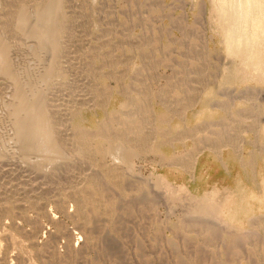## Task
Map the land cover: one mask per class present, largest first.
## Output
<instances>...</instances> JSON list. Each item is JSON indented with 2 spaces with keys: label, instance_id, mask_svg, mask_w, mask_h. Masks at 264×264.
Here are the masks:
<instances>
[{
  "label": "rangeland",
  "instance_id": "rangeland-1",
  "mask_svg": "<svg viewBox=\"0 0 264 264\" xmlns=\"http://www.w3.org/2000/svg\"><path fill=\"white\" fill-rule=\"evenodd\" d=\"M34 1L0 0V144L20 166L0 161V264H264V0L248 22L233 0ZM24 118L58 151L22 147Z\"/></svg>",
  "mask_w": 264,
  "mask_h": 264
},
{
  "label": "bare ground",
  "instance_id": "bare-ground-1",
  "mask_svg": "<svg viewBox=\"0 0 264 264\" xmlns=\"http://www.w3.org/2000/svg\"><path fill=\"white\" fill-rule=\"evenodd\" d=\"M35 1H37V0H35ZM35 1H34V2H35ZM219 1H220V0H219ZM231 1H232V0H231ZM257 1H258V0H257ZM257 1H256V2H257ZM260 1H261V2H260ZM260 1H259V2L262 3L263 0H260ZM32 2H33V1H32ZM48 2H49V0H48ZM54 2H55V0H54ZM56 2H57L56 4H59L58 1H56ZM51 3H52V2H51ZM51 3H48V4L45 3V4H42V5L39 6V7H38L39 4L37 3L35 6L38 7V9H37L36 7H34V8H36V10H37V11H35L36 14H37V16L39 15L40 18H42V17L44 16V17H46L45 19L49 18L48 15H49V12H52V6H53V5H51ZM219 3H221V1H220ZM223 3H224V2H223ZM226 3H227V2H226ZM226 3H225V4H222V3H221V8H222L223 5L225 6ZM263 3H264V1H263ZM29 4H30V3H29ZM29 4H28V5H29ZM34 4H35V3H34ZM40 4H41V1H40ZM233 4H234V7H235L234 10H236L237 14H236V16H235L234 14H232V16L237 17L239 21H240V20L244 21V20H247V19L250 18V17L248 16V14H247V13H248V10H249L248 7H249V5L251 4V3L249 2V0H233ZM24 5H25V4H24ZM227 5H228V4H227ZM227 5H226V7H227ZM256 5H257V4H256ZM256 5H253V6H256ZM258 5H260L259 7H262L261 5H264V4H258ZM20 6H21V8H22V5H20ZM25 6H26V5H25ZM30 6H31V5H30ZM219 6H220V5H219ZM219 6H218V7H219ZM230 6H231V3H230ZM23 7H24V6H23ZM53 7H54V6H53ZM59 7H60V5H59ZM226 7H224V8H226ZM251 7H252V6H251ZM27 8H28V6H27ZM27 8H25V9L27 10ZM29 8H30V7H29ZM228 8H229V7H228ZM22 9H23V11H24V8H22ZM22 9H21V11H22ZM30 9H31V8H30ZM55 9L58 10L57 6H56ZM69 9H70V8H69ZM219 9H220V8H219ZM229 9H230V8H229ZM252 9H254V7H253ZM220 10H221V9H220ZM230 10H231V9H230ZM70 11H71V10H70ZM262 11H263V10H262ZM27 12H29V9L27 10ZM30 12H31V11H30ZM35 12H33V13H35ZM55 12H56V10H55ZM57 12H58V11H57ZM224 12H225V11H224ZM230 12H231V11H230ZM249 12H250V10H249ZM251 12H252V10H251ZM253 12H254V11H253ZM253 12H252V14H254ZM258 12H259V10H258ZM260 12H261V11H260ZM18 13H19V12H18ZM24 13H25V12H24ZM52 13H53V12H52ZM226 13H227V12H225V14H226ZM231 13H232V12H231ZM231 13H228V14L231 15ZM255 13H256V12H255ZM28 14H30V13H28ZM209 14H210V13H209ZM228 14H226V15H228ZM263 14H264V13H263ZM263 14L260 15V14L258 13V15H260V16H263ZM22 15H23V12H22ZM230 15H229V19H230V17H231ZM249 15H250V14H249ZM254 15H255V14H254ZM254 15H253V16H254ZM256 15H257V13H256ZM258 15H257V16H258ZM14 16H15V15H14ZM41 16H42V17H41ZM51 16H52V14H51ZM253 16H252L251 18H253ZM257 16H256V17H257ZM227 17H228V16H226V19H227ZM258 17H259V16H258ZM16 18H17V17H16ZM32 18H33V17H32ZM34 18H35V17H34ZM54 18H55V17H54ZM56 18H57V17H56ZM56 18H55V19H56ZM223 18H224V17H223ZM237 18H236V19H237ZM260 18H261V17H260ZM260 18H257V19L260 20ZM232 19H233V18L231 17L230 20H232ZM234 19H235V18H234ZM15 20H16V19H15ZM18 20H19V19H18ZM32 20H33V19H32ZM38 20H39V19H38ZM47 20H48V19H47ZM238 20H237V21H238ZM253 20H255V17H254ZM261 20H262V19H261ZM263 20H264V19H263ZM19 21H20V20H19ZM41 21H42V20H41ZM52 21H53V18H52ZM54 21H55V20H54ZM54 21H53V22H54ZM249 21L251 22L252 19L249 20ZM56 22H57V20H56ZM226 22H227V21H226ZM247 22H248V20H247ZM247 22H246V23L244 22V26H245V24H247ZM253 22H254V21H252V23H253ZM17 23H18V22H17ZM24 23H26V21H25ZM31 23H32V22H30V23L28 22V23H27L28 25H30V29H29L28 32L31 33V34H33V35L35 36V38H37V41L39 42L38 44H39L40 46H43V47L45 46V48H46V47H47V48H50L51 45L53 46L54 43H53V44L50 43V41L53 40L52 37H50L51 35H50V34L48 35V33H46L45 35L42 34V33L40 32V30H38V29L35 27V24H36V23H35V22H33V24H31ZM39 23H40V22H39ZM45 23H46V22H45ZM50 23H51V22H50ZM76 23H78V22H76ZM229 23L232 24V22H230V21H229ZM242 23H243V22H242ZM259 23H260V21H259ZM263 23H264V22H263ZM21 24H22V23H21ZM41 24H42V23H41ZM41 24H39L40 27H41ZM43 24H44V23H43ZM78 24H79V23H78ZM248 24H249V23H248ZM254 24H255V23H254ZM254 24H253V25H254ZM51 25H53V24H51ZM51 25H50V26H51ZM55 25H56V24H55ZM74 25L76 26V24H74ZM241 25H242V24H241ZM253 25H252V26H253ZM13 26H14V25H13ZM22 26H23V25H22ZM53 26H54V25H53ZM227 26H228V25H227ZM261 26H262V25H261ZM0 27H1V26H0ZM17 27H18V26H17ZM20 27H21V26H20ZM37 27L39 28L38 24H37ZM63 27H64V26H63ZM76 27H77V26H76ZM78 27H79V26H78ZM234 27H235V26H234ZM240 27H241V26H240ZM257 27H258V26H257ZM257 27H255V28H256L255 30H257ZM25 28H26V27H25ZM50 28L53 29V27H50ZM50 28H49V29H50ZM232 28H233V27H232ZM245 28H248V26H245ZM251 28H252V29H249V30H251V31L253 32V28H254V27H251ZM4 29H5V28H4ZM54 29H55V27H54ZM54 29H53V30H54ZM64 29H65V27H64ZM77 29H78V28H77ZM229 29H230V28H229ZM233 29H234V28H233ZM239 29H240V28H239ZM259 29H261V28H259ZM0 30H1V29H0ZM2 30H3V29H2ZM14 30H15V29H14ZM45 30H46V29H45ZM78 30H79V29H78ZM235 30H236V29H235ZM246 30H247V29H246ZM246 30H245V31H246ZM249 30H248V31H249ZM50 31H51V30H50ZM54 31H55V33L57 32L56 30H54ZM54 31H52V33H54ZM226 31H227V30H226ZM231 31H232V30H231ZM245 31H244V32H245ZM20 32H21V31H20ZM26 32H27V31H26ZM48 32H49V31H48ZM58 32H59V31H58ZM233 32H234V30H233ZM244 32H242V33L240 34V35H242V36H241L242 38H243ZM249 32H250V31H249ZM249 32H248V33H249ZM261 32H262V31H261ZM0 33H1V32H0ZM2 33H3V32H2ZM43 33H44V32H43ZM49 33H50V32H49ZM236 33H237V32H236ZM236 33H235V34H236ZM248 33H247V34H248ZM255 33H256V32H255ZM258 33H259V32H258ZM262 33L264 34V32H262ZM262 33H261V34H262ZM5 34H6V33H5ZM68 34H70V33H68ZM71 34H72V33H71ZM71 34H70V35H71ZM252 34L254 35V33H252ZM0 35L2 36V34H0ZM3 35H4V34H3ZM55 35H56V34H55ZM72 35H75V34H72ZM250 35H251V32H250ZM53 36H54V34H53ZM225 36H227V35H225ZM254 36H255V35H254ZM258 36H260L259 40L263 37L262 35H258ZM261 36H262V37H261ZM3 37H4V36H2V38H3ZM7 37H8V36H7ZM9 37H10V36H9ZM54 37H55V36H54ZM54 37H53V38H54ZM70 37H72V36H70ZM230 37H231V36H230ZM235 37H236V36H235ZM244 37H247V38L249 39V37H248L247 35L244 36ZM0 38H1V37H0ZM250 38H251V36H250ZM253 38H254V37H253ZM256 38H258V37H256ZM56 39H57V37H56ZM56 39H55V40H56ZM59 39H60V38H59ZM59 39H58V40H59ZM70 39H71V38H70ZM229 39H230V38H229ZM7 40H9V39H7ZM55 40H54V42H56ZM252 40H253V39H252ZM254 40H255V39H254ZM5 41H6V40H5ZM48 41H49V44H48ZM57 42H58V41H57ZM59 42H60V41H59ZM3 43H4V42H3ZM9 43H10V42H9ZM14 43H15V42H14ZM229 43H230V42H229ZM255 43H256V41H255ZM258 43H260V42H258ZM10 44H11V43H10ZM18 44H19V43H18ZM56 44H58V43H56ZM56 44H55V47H56ZM241 44H242V43H241ZM244 44H246V43H244ZM244 44H242V45H244ZM49 45H50V47H49ZM60 45H61V42H60V44L57 45V49H58V46H59V47L62 46V45H61V46H60ZM229 45H230V44H229ZM242 45H241V46H242ZM249 45H250V44H249ZM253 45H254V44H253ZM3 46H4V45H3ZM239 46H240V45H239ZM15 47H16V46H15ZM20 47H21V46H20ZM53 47H54V46H53ZM0 48H2V47H0ZM3 48H4V47H3ZM253 48H254V46H253ZM52 49H53V48H52ZM52 49H50L51 52L53 51ZM55 49H56V48H55ZM59 49H60V48H59ZM10 50H11V47H10ZM233 50H234V52H235V49H233ZM240 50H241V49H240ZM3 51H4V49H3ZM247 51H248V50H247ZM247 51H246V52H247ZM0 52H1V49H0ZM11 52H12V51H11ZM54 52H55V51H54ZM74 52L76 53V51H74ZM74 52L69 53V56H71ZM77 52L80 53L79 51H77ZM240 52H241V51H240ZM8 53H9V52H8ZM55 53H56V52H55ZM75 53H74V54H75ZM3 54H4V53H3ZM5 54H6V51H5ZM51 54H52V53H51ZM70 54H71V55H70ZM76 54H77V53H76ZM76 54H75V55H76ZM240 54H242V53H240ZM243 54H244V53H243ZM53 55H54V54H53ZM53 55H52V56H53ZM80 55H81V54H80ZM80 55H79V57H78V55H77L78 59L80 58ZM5 56H6V55H5ZM8 56L11 57V55H8ZM8 56H7V57H8ZM52 56H51V57H52ZM69 56H68V57H69ZM72 56H73V55H72ZM257 56H258V55H257ZM2 57H3V55H2ZM68 57H67V58H68ZM73 57H74V56H73ZM73 57H72V58H73ZM75 57H76V56H75ZM75 57H74V58H75ZM77 57L74 59V61L77 60ZM69 58H70V57H69ZM69 58H68V59H69ZM5 59H6V58H5ZM70 59H71V58H70ZM70 59L67 60V61H71V62H72L73 59H72V60H70ZM0 60H3V59H0ZM11 60H12V59H11ZM53 60H54V59H53ZM65 60H66V59H65ZM8 61H9V60H8ZM81 61H82V60H81ZM12 62H13V61H12ZM71 62H70V63H71ZM76 62H77V61H76ZM76 62H74V63H76ZM78 62H79V60H78ZM9 63H10V62H9ZM72 63H73V62H72ZM80 63H81V62H80ZM73 65H74V64H72V66H73ZM81 65L83 66L84 63L82 62ZM11 66H13V65H11ZM77 66H79V64H78ZM0 67H3V65L1 64V61H0ZM70 67H71V66H70ZM79 67H81V66H79ZM13 68H14V67H13ZM51 68H52V67H51ZM259 68H260V67H259ZM8 69H9V67H8ZM18 69H20V68H18ZM16 73H17V71H16ZM263 74H264V73H263ZM6 75H7V74H6ZM18 76H19V75H18ZM18 76H17V74H16V77H18ZM45 76H47V75H45ZM14 77H15V76H14ZM0 78H1V77H0ZM45 78H46V77H45ZM45 78H44V79H45ZM18 79H19V78H18ZM19 81H20V80H19ZM19 81H18V82H19ZM51 81H52V80H51ZM15 83H16V82H15ZM21 83H23V82H21ZM58 83H59V82H58ZM63 84H64V83H63ZM4 85H5V84H4ZM45 85H46V83H45ZM21 86H22V85H21ZM17 87H18V85H17ZM19 87H20V85H19ZM22 87H23V86H22ZM47 87H48V86H47ZM70 87H71V86H70ZM8 88H9V87H8ZM33 89H34V87H33ZM60 89H61V88H60ZM73 90H74V89H73ZM88 90H89V89H88ZM10 91H11V89H10ZM43 91H44V89H43ZM48 91H49V90H48ZM50 91H51V90H50ZM52 91H53V90H52ZM66 91H68V90H66ZM3 92H4V91H3ZM26 92H27V91H26ZM45 92H46V91H45ZM32 93H33V92H32ZM34 93H35V91H34ZM34 93H33V94H34ZM38 93H39V92H38ZM15 94H16V93H15ZM25 94H26V93H25ZM25 94H23V95H25ZM27 94H28V93H27ZM41 94L43 95L44 92L41 93ZM74 94H75V93H74ZM42 95H41V97H42V101H43V97H46V96H44V95L42 96ZM46 95H47V94H46ZM1 96H2V95H1ZM27 96H28V95H27ZM31 96H32V95H31ZM34 96H35V95H34ZM86 96H87V95H86ZM94 96H95V95H94ZM36 97H37V96H36ZM39 97H40V96H39ZM39 97H37V98H39ZM51 97H52V96H51ZM129 97H130V96H129ZM28 98H29V97H28ZM37 98H36V99H37ZM46 98H47V97H46ZM46 98H44L45 101H47ZM83 98H84V97H83ZM83 98H82V100H84ZM88 98H89V97H88ZM5 99H6V98H5ZM20 99H21V98H20ZM30 99H31V97H30ZM30 99H28V100H30ZM32 99H33V98H32ZM40 99H41V98H40ZM40 99H38V103L35 104L36 107L31 108L32 110H36V111H37V113H34V115H35L36 117H39V118H40V117L42 116V114H43V113H42V106H41V105H42V101H41ZM73 99H74V98H73ZM9 100H10V99H9ZM25 100H26V99H25ZM25 100H24V102H25ZM92 100H93V99H92ZM12 101H13V100H12ZM30 101H31V100H30ZM71 101H72V99H71ZM77 101H78V99H77ZM84 101H85V100H84ZM84 101H83V102H84ZM33 102H34V101H33ZM72 102H73V101H72ZM80 102H81V101H80ZM80 102H79L78 105H82V104H80ZM89 102H91V100H90ZM128 102H129V101H128ZM73 103H74V102H73ZM81 103H82V102H81ZM43 104L45 105L44 101H43ZM48 104H49V103H48ZM48 104H47V102H46V106H47ZM51 104H52V103H51ZM75 104H76V106H77V102H76V100H75ZM83 104H84V103H83ZM66 105H67V104H66ZM73 105H74V104H72V106H73ZM87 105H88V104H87ZM131 105H133V104H131ZM63 106H64V105H63ZM68 106H69V104H68ZM72 106H71V107H72ZM85 106H86V105H85ZM91 106H92V105H91ZM128 106H129V105H128ZM43 107H44V106H43ZM61 107H62V106H61ZM73 107H74V106H73ZM80 107H81V106H80ZM130 107H131V106H130ZM58 108H60V107H58ZM77 108H78V107H77ZM131 108H134V106H132ZM44 109H45V108H44ZM56 109H57V108H56ZM62 109H63V108H62ZM127 109H128V108H127ZM129 109H130V108H129ZM32 110H31V112H32ZM45 110H46V109H45ZM49 110H51V109H49ZM49 110H47V112H48ZM52 110H53V109H52ZM53 111H54V110H53ZM55 111H56V110H55ZM55 111H54V112H55ZM58 111H59V110H58ZM49 112H50V111H49ZM51 112H52V111H51ZM135 112H136V110H135ZM66 113H67V112H66ZM47 114H48V113H47ZM53 114H54V113H53ZM61 114H62V113H61ZM133 114H135V113H133ZM133 114H132V115H133ZM57 115H58V114H57ZM47 116H48V115H47ZM130 116H131V115H130ZM56 117H57V116H56ZM62 117L64 118V115H63ZM45 118H46V117H45ZM67 118H68V117H67ZM29 119H30V118H29ZM126 119H128V118L126 117ZM131 119H133V118H131ZM145 119H146V118H145ZM27 120H28L27 118H24L23 120H20V121H19V124H21V127H20V134H19V136H18V135H17V136L20 137V140H21V144H20V145H21L22 147H24L25 149H27V148H31V147H36V145H37L39 148L42 147V149H43L44 151H49V150H51V152H52V151H55V150L58 149L59 144H57L58 147L56 146V143H58V142H57L56 140H55V141H54V140H51V134H52L51 132H54V130H57V129H53V127H52L51 125L49 126V128H48L47 126H42L43 123H42V125H41V124H39L40 122H35V121H34L35 123L32 122V123H34V124H32V125H27ZM41 120H43V116H42ZM48 121H49V120H48ZM54 121H56V120H54ZM54 121H53L52 123H54ZM144 121H145V120H144ZM44 122H45V121H44ZM58 122H60V121H58ZM24 123H26V126H27V127L24 125ZM168 123H169V122H168ZM28 124H29V123H28ZM45 124H46V123H45ZM161 126H162V124H161ZM18 127H19V125H18ZM50 127H51V128H50ZM58 127H59V125H58ZM54 128H55V127H54ZM68 128H69V127H68ZM51 129H52L53 131H52ZM62 129H63V128H62ZM62 129H61V130H62ZM18 130H19V128H18ZM36 132H37L39 135H41V136H40L41 139H40L39 137L36 138V135H35ZM61 132L63 133V131H61ZM61 132H60L59 134H57V136L60 135ZM65 132H66V131H65ZM65 132H64V133H65ZM4 133H5V132H4ZM54 133H55V132H54ZM64 133H63V134H64ZM67 133H68V132H67ZM69 133H70V132H69ZM69 133L67 134V135H68V136H67V139H68L69 135L71 136V134H69ZM73 133H74V132H73ZM144 133H145V132H144ZM0 134H1V133H0ZM17 134H18V133H17ZM146 134H147V133H146ZM55 135H56V133H55ZM55 135L53 134V137H55ZM73 135H74V134H73ZM64 136H66V133H65ZM105 136H106V135H105ZM144 136H145V135H144ZM18 137H17V138H18ZM48 137H49V139H48ZM59 137H60V136H59ZM112 137H113V136H112ZM140 137H141V136H140ZM147 137H148V135H147ZM4 138H5V137H4ZM43 138H45V140H44ZM63 138H64V137H63ZM71 138H72V137H71ZM84 138H85V137H84ZM144 138H145V137H144ZM54 139H55V138H54ZM61 139H62V138H61ZM61 139H60V140H61ZM65 139H66V138H64L63 140H65ZM79 139H80V138H79ZM106 139H107V138H106ZM18 140H19V139H18ZM20 140H19V141H20ZM69 140H70V139H69ZM71 140H72V139H71ZM19 141H18V142H19ZM48 141H49V142H48ZM67 141H68V140H67ZM80 141H81V140H80ZM126 141H127V139H126ZM136 141H137V139H136ZM140 141H141V140H140ZM64 142H66V141H64ZM68 142H69V141H68ZM132 142H133V141H132ZM132 142H131V143H132ZM137 142H138V141H137ZM49 143H50V144H49ZM62 143H63V142H62ZM84 143H85V142H84ZM84 143H83V144H84ZM103 143H104V142H103ZM106 143H107V142H106ZM115 143H116V142H115ZM133 143H134V142H133ZM140 143H141V142H140ZM60 144H61V143H60ZM63 144H64V143H63ZM71 144H73V143H71ZM81 144H82V143H81ZM111 144H112V143H111ZM119 144H120V143H119ZM10 145H11V144H10ZM65 145H66V144H65ZM101 145H102V144H101ZM108 145H109V144H108ZM114 145H115V144H114ZM121 145H122V144H121ZM75 146H76V145H75ZM88 146H89V145H88ZM106 146H107V145H106ZM109 146H110V145H109ZM112 146H113V145H112ZM133 146H134V145H133ZM14 147H15V146H14ZM60 147H61V146H60ZM60 147H59V148H60ZM65 147H66V146H65ZM73 147H74V146H73ZM76 147H78V146H76ZM134 147H135V146H134ZM134 147H133V148H134ZM63 148H64V147H63ZM63 148L61 149V152H62V151L67 152L66 149L63 150ZM66 148H67V147H66ZM105 148H106V147H105ZM129 148H130V147H129ZM7 149H8V148H7ZM35 149H36V148H35ZM42 149H41V150H42ZM67 149H68V148H67ZM110 149H111V148H110ZM118 149H120V148H118ZM118 149H116V150H118ZM121 149H122V148H121ZM78 150H79V149H78ZM112 150H113V149H112ZM114 150H115V149H114ZM114 150H113V151H114ZM24 151H25V150H24ZM57 151H58V150H57ZM74 151H75V150H74ZM76 151H77V150H76ZM85 151H86V150H85ZM85 151H84V152H85ZM120 151H122V150H120ZM137 151H138V149H137ZM30 152H31V151H30ZM80 152H81V151H80ZM105 152H106V151H105ZM109 152H112V151L110 150ZM118 152H119V151H118ZM27 153H28V152H27ZM46 153H47V152H46ZM63 153H64V152H63ZM72 153H73V152H72ZM72 153H71V154H72ZM126 153H127V152H126ZM129 153H130V151H129ZM8 154H9V153H8ZM66 154H69V152L66 153ZM66 154H65V155H66ZM84 154H85V153H84ZM109 154H111V153H109ZM112 154H113V153H112ZM124 154H125V153H124ZM124 154H123V155L121 154V155L124 157V156H125ZM134 154H135V153H134ZM5 155H6V152L4 151V149L2 148V146H1V144H0V161L3 162L2 165H4V164L6 163V162L4 163L5 160L3 161L4 157H6ZM25 155H27V154L25 153ZM62 155H63V154H62ZM118 155H119V154H118ZM132 155H133V154H132ZM7 156H8V158H9V155H7ZM31 156H32V155H31ZM57 156H58V155H57ZM82 156H83V155H82ZM84 156H86V155H84ZM115 156H117V155H115ZM122 156H120L121 159H122ZM130 156H131V155H130ZM63 157H64V155H63ZM117 157H118V156H117ZM120 157H118V159H120ZM29 158H30V156H29ZM84 158H85V157H84ZM104 158H105V157H104ZM114 158H116V157H114ZM19 159H20V158H19ZM57 159L60 160L59 158H57ZM62 159H63V158H62ZM62 159H61V160H62ZM65 159H66V157H65ZM67 159H68V158H67ZM67 159H66V160H67ZM77 159H78V158H77ZM82 159H83V157H82ZM118 159H116V160H117V163H119V161H120V160L118 161ZM6 160H7V158H6ZM14 160H15V159H14ZM36 160L39 161V159H36ZM43 160H44V159H43ZM46 160H47V159H46ZM61 160H60V161H61ZM63 160H64V159H63ZM66 160H64V161H66ZM72 160L77 161V160H75V158L73 159V157H72ZM85 160H87V159L85 158L84 161H85ZM92 160H93V159H92ZM122 160H123V159H122ZM126 160H127V159H126ZM9 161H10L11 163L13 162L12 160H9ZM9 161H7V163H8ZM41 161H42V160H41ZM44 161H45V160H44ZM44 161H43V163H46V164H47V162H44ZM47 161H48V160H47ZM52 161H53V160H52ZM55 161H56V160H55ZM74 161H70V155H69V159L67 160V162L69 163V162H74ZM128 161H129V160H128ZM128 161H126V162L128 163ZM10 162H9V164H11ZM50 162H51V161H50ZM50 162H49V163H50ZM61 162H62V161H61ZM86 162H87V164H88L89 161H85V165H86ZM114 162H115V161H114ZM7 163H6V164H7ZM64 163H65V162H64ZM121 163H122V162H121ZM124 163H125V162H124ZM59 164H60V163H59ZM69 164H70V163H69ZM89 164H90L89 167H91V162H90ZM0 165H1V163H0ZM11 165L13 166V163H12ZM25 165H26V163H25ZM44 165H45V164H44ZM51 165H53V163H52ZM72 165H74V164H72ZM93 165H95V164H93ZM93 165H92V166H93ZM98 165H99V164H98ZM1 167H2V166H1ZM9 167H10V166H9ZM9 167H8V168H9ZM13 167H20V166H17V164H16V166L14 165ZM21 167H22V166H21ZM39 167H40V166H39ZM66 167H67V166H66ZM93 167L96 168V166H93ZM2 168H3V167H2ZM24 168H25V167H24ZM47 168H48V167H47ZM49 168H51V167L49 166ZM54 168H55V167H54ZM56 168H57V167H56ZM80 168H81V167H80ZM3 169H4V168H3ZM6 169H7V168H6ZM10 169H11V168H10ZM19 169H20V168H19ZM68 169H69V168H68ZM83 169H84V168H83ZM93 169H94V168H93ZM1 170H2V169L0 168V172H1ZM4 170H5V169H4ZM8 170H9V169H8ZM51 170H52V169H51ZM90 170H91V169H89V172L91 173L92 170H91V171H90ZM17 171H18V170H17ZM46 171H47V170H46ZM58 171H59V170H58ZM6 172H7V171H5V173H6ZM35 172H36V171H35ZM40 172H41V171H40ZM44 172H45V171H44ZM93 172H94V170H93ZM93 172H92V174H93ZM10 173H12V172H10ZM18 173H19V172H18ZM26 173H27V172H26ZM37 173H38V172H37ZM79 173H80V172H79ZM84 173H85V172H84ZM86 173H87V172H86ZM86 173H85V174H82L81 177H82L83 175H86ZM104 173H105V172H104ZM108 173H109V172H108ZM129 173H130V172H129ZM1 174H3V173H1ZM23 174H24V173H23ZM46 174H47V173H46ZM96 174H97V173H96ZM98 174H99V173H98ZM109 174H110V173H109ZM25 175H26V174H25ZM55 175H56V174H55ZM57 175H59V174H57ZM79 175H80V174H79ZM87 175H88V173H87ZM2 176H3V175H2ZM6 176H7V175H6ZM33 176H34V175H33ZM52 176H53V175H52ZM76 177H77V175H76ZM84 178H85V176L83 177V179H84ZM94 178H95V177H94ZM7 179H8V178H7ZM7 179H6V180H7ZM11 179H12V178H11ZM159 179H160V178H159ZM12 180H13V179H12ZM32 180H33V179H32ZM157 180H158V179H157ZM0 181H1V179H0ZM7 181H9V180H7ZM10 181H11V180H10ZM19 181H20V180H19ZM23 181H24V180H23ZM25 181H26V180H25ZM159 181H160V180H159ZM21 182H22V181H21ZM9 183H10V182H9ZM16 183H19V182H16V181H15L14 184H16ZM22 183H23V182H22ZM26 183H28V182H26ZM155 183H156V182H155ZM155 183H154V184H155ZM5 184H6V183H5ZM158 184H159V182H158ZM158 184H157V185H158ZM21 185H22V184H21ZM27 185H28V184H26V187H22L23 185H22L21 187H20V185H19L18 187H19V188H23V189H25V191H26V189H27V187H28ZM29 185H30V184H29ZM32 185H35V184H33V182H32ZM2 186H3V184H2ZM11 186H12V182H11ZM11 186H10V189H11ZM24 186H25V185H24ZM78 186H79V185H78ZM154 186H156V185H154ZM158 186H159V185H158ZM36 187H38V186H36V185L33 186V187L30 186V192H31V189H32V188H36ZM2 188H3V187H2ZM4 188H5V187H4ZM6 188H7V185H6ZM12 188H14V186H12ZM15 188H16V187H15ZM42 188H43V186H42ZM69 188H70V187H69ZM69 188H68V189H69ZM72 188H73V187H72ZM0 189H1V188H0ZM37 189H38V188H37ZM40 189H41V187H40ZM75 189H76V192H77V189H78V188H75ZM158 189H160V188L158 187ZM166 189H168V188H166ZM12 190L15 191V190H17V188H16V189H12ZM21 190H22V189H21ZM21 190H19V191H21ZM27 190H28V189H27ZM48 190H49V189H48ZM164 190H165V189H164ZM0 191H1V190H0ZM5 191H6V190H5ZM9 191H10V190H9ZM9 191H7V193H8ZM22 191H24V190H22ZM160 191H163V190H160ZM2 192H4V190H3ZM11 192H13V191H11ZM32 192H33V191H32ZM73 192H74V191H73ZM167 192H169V191H167ZM167 192H166V193H167ZM0 193H1V192H0ZM9 193H10V192H9ZM15 193H17V192L15 191ZM35 193H36V192H35ZM159 193H160V192H159ZM163 193H165V192H163ZM186 193H187V192H186ZM17 194H19V193H17ZM24 194H25V193H24ZM24 194H23V195H24ZM26 194L29 195V193H26ZM47 194H48V193H47ZM161 194H162V193H161ZM0 195H2V194H0ZM10 195H11V193H10ZM14 195H15V194H14ZM19 195H20V194H19ZM19 195H18V196H19ZM27 195H26V196H27ZM77 195H78V194H77ZM77 195H76V196H77ZM3 196H4V193H3ZM24 196H25V195H24ZM185 196H186V195H185ZM187 196H188V195H187ZM212 196H213V195H212ZM224 196H225V195H224ZM21 197H22V196H21ZM78 197H79V195H78ZM167 197H168V195H167ZM183 197H184V196H183ZM13 198H15V196H14ZM16 198H17V196H16ZM75 198H76V197H75ZM184 198H185V197H184ZM187 198H188V197H187ZM187 198H186V199H187ZM207 198H208V197H207ZM0 199H2V198H0ZM7 199H8V198H7ZM22 199H24V198H22ZM76 199H77V198H76ZM79 199H80V198H79ZM216 199H217V198H216ZM3 200H4V198H3ZM8 200L10 201V199H8ZM11 200H12V199H11ZM28 200H29V199H28ZM188 200L190 201L191 199H187V201H188ZM193 200H194V199H193ZM193 200L190 201V202L188 201L190 204H191V202H192V204H191V209H192V205H193V203H195V202H193ZM201 200H203V199L200 198V204H201V203H203V204H201V206H198V208H197L196 206H195V207L197 208L196 210H197L198 212L203 213V215H202L201 213H200V214H201V216H203V217L205 218L204 214H205V215H208L209 212L212 213V211L214 210V208H213V207H212V206H211L206 200H204V201L207 202V204H206V203L204 204V202H201ZM9 201H8V202H9ZM21 201L24 202V200H21ZM37 201H38V200H37ZM208 201H209V200H208ZM217 201H219V200H217ZM223 201H224V200H223ZM223 201H222V202H223ZM16 202H17V201H16ZM77 202H78V201H77ZM209 202H210V201H209ZM219 202H220V201H219ZM222 202H221V203H222ZM185 203H186V202H185ZM189 203H188V204H189ZM197 203H198V201H197ZM197 203H195V204H197ZM211 204H212V203H211ZM222 204H223V203H222ZM0 205H2V204H0ZM12 205H13V202H12ZM19 205H20V204H19ZM197 205H199V203H198ZM20 206H21V205H20ZM16 207H17V206H16ZM80 207H81V206H80ZM189 207H190V205H189ZM193 207H194V206H193ZM220 207H221V206H220ZM186 209H187V207H186ZM218 209H219V208H218ZM220 209H221V208H220ZM220 209H219V210H220ZM184 210H185V209H184ZM187 210H188V209H187ZM193 210H195V208L192 209L191 211H193ZM185 211H186V210H185ZM213 212H214V211H213ZM215 212H218V211H216V206H215ZM219 212H220V211H219ZM222 212H223V211H222ZM186 213H187V212H186ZM191 213H192V212H191ZM193 213H194V212H193ZM189 214H190V213H189ZM197 214H199V213H197ZM221 214H222V213L220 212V215H221ZM185 215H186V214H185ZM194 215L197 216L196 214H194ZM209 215H212V214L209 213ZM209 215H208V216H209ZM188 216H191V214L188 215ZM195 216H194V217H195ZM208 216H206V217H208ZM213 216H214V214H213ZM217 216H219V215L217 214ZM217 216H216V217H217ZM199 217H200V216H199ZM211 217H212V216H210L208 219L205 218L204 221H206V220L208 221V220L210 219V220H211L210 222H212V218H213V217H212V218H211ZM214 217H215V216H214ZM221 217H222V216H221ZM190 218H192V217H190ZM197 218H198V216H197ZM204 218H201V219H204ZM217 218H218V217H217ZM217 218H215V220H218L217 222L213 220V221L215 222V225L219 224L218 222H220V221H219V218H220V217H219L218 219H217ZM220 219H221V218H220ZM197 220H199V219H197ZM221 220H222V219H221ZM223 222H225V221H223ZM229 222H230V221H229ZM227 223H228V222H227ZM227 223H226V224H227ZM221 224H222V223H221ZM221 224H220V225H221ZM227 225H228V224H227ZM226 231H227V230H226Z\"/></svg>",
  "mask_w": 264,
  "mask_h": 264
}]
</instances>
